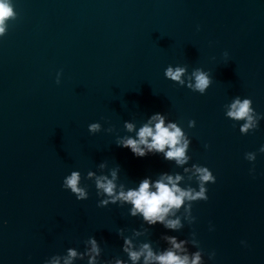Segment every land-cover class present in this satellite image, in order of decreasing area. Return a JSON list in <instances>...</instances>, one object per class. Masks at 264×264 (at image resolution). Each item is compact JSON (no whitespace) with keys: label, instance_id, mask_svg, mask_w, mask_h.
<instances>
[{"label":"water","instance_id":"1","mask_svg":"<svg viewBox=\"0 0 264 264\" xmlns=\"http://www.w3.org/2000/svg\"><path fill=\"white\" fill-rule=\"evenodd\" d=\"M13 4L16 19L0 38V264H44L68 248L83 251L92 236L103 259H127L118 232L131 236L142 221L127 207H98L86 177L119 165L129 187L164 171L196 187L191 171L116 145L129 134L125 121L139 127L156 112L191 140L186 167L207 166L216 183L207 185V201L179 213V232L145 225L136 243L161 250L164 235H175L189 241L190 252L200 250L204 264H264V0ZM169 65L187 68L185 85L165 77ZM196 69L212 78L204 95L187 87ZM237 97L255 109L247 133L240 131L245 120L225 115ZM93 122L101 123L99 133L88 131ZM73 170L85 178L87 200L62 187Z\"/></svg>","mask_w":264,"mask_h":264},{"label":"clouds","instance_id":"2","mask_svg":"<svg viewBox=\"0 0 264 264\" xmlns=\"http://www.w3.org/2000/svg\"><path fill=\"white\" fill-rule=\"evenodd\" d=\"M16 15L13 0H0V38L6 35L9 22L16 19ZM225 55L228 53L225 52ZM186 73V67L169 65L165 70V77L183 86ZM60 75L57 74V83H60ZM211 84L212 78L209 72L196 69L192 72L187 87L204 95ZM225 115L235 121H246L240 126L242 133H247L256 123L255 109L250 98L237 97ZM190 126H195V121L190 122ZM124 129L129 134L116 138L118 147L129 149L137 158L158 155L163 160L174 163L176 167L183 168L184 173L191 171L196 180V187L183 186L182 181L185 177L180 173L168 171L160 172L156 179L145 176L132 187L120 182L119 165L108 172L88 171L86 179L95 185L99 197L98 207L109 205L127 207L131 217L142 221L139 229L132 230L131 236L125 235L123 228L118 232L123 240L122 252L127 259L119 256L103 259V249L92 236L85 242L83 251L68 248L65 256L61 258L59 255H53L50 259H46L44 264H61V260L63 264H75L77 259L84 264H204L202 252L200 250L190 252L187 247L189 241L186 239H180L175 235H164L163 239L168 246L156 250L150 241L137 244L135 238L147 234L149 228L145 225L151 227L160 224L169 231L179 232L184 227L179 213L182 210H190L194 203L209 199L207 185L216 183L215 175L207 166L200 164H192L191 168L186 167L191 160L188 154L191 140L185 131L176 122L168 120L165 114L153 113L139 127L132 121H125ZM101 130L102 125L99 122L88 125V131L92 134ZM108 131L112 129L109 128ZM258 151L264 153V145ZM246 156L255 159L253 154ZM106 167V162L100 164L101 169ZM251 171L254 172L255 169ZM84 179L80 171L73 170L64 177L62 187L70 191L77 200H87L89 192L87 186L82 183ZM215 256V251L209 253L210 260L214 261Z\"/></svg>","mask_w":264,"mask_h":264}]
</instances>
